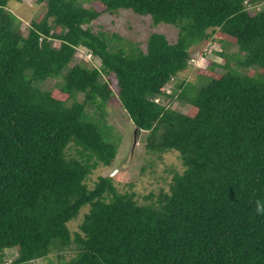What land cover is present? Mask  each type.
<instances>
[{"label": "trees", "instance_id": "1", "mask_svg": "<svg viewBox=\"0 0 264 264\" xmlns=\"http://www.w3.org/2000/svg\"><path fill=\"white\" fill-rule=\"evenodd\" d=\"M11 2L22 0H0V264L11 249V264H264V0H36L44 12L25 32ZM122 9L175 27L176 41L152 33L144 50L92 27ZM214 37L224 64L192 83L191 49ZM79 48L101 65L76 63ZM112 81L146 133L141 172L181 161L143 196L110 176L91 184L118 154Z\"/></svg>", "mask_w": 264, "mask_h": 264}, {"label": "rangeland", "instance_id": "2", "mask_svg": "<svg viewBox=\"0 0 264 264\" xmlns=\"http://www.w3.org/2000/svg\"><path fill=\"white\" fill-rule=\"evenodd\" d=\"M89 5V3H87ZM95 6L94 4H92ZM9 10L20 18L22 21V31L25 32L26 28L31 24L32 21L37 20V18L44 12V6L37 4L36 0H22L21 3L11 2L8 6ZM99 11L103 9L98 8ZM95 30L105 31L109 33H117L122 37L130 39L138 43L142 49H146L148 38L152 33H159L166 35L169 41L174 42L177 39V29L173 26L160 24L158 26H153L151 17H141L135 14L131 10H119L117 14L109 15L107 13L103 14L95 23L92 24ZM60 42L56 41L55 46H59ZM224 46L219 42L217 38L210 40L206 44L198 45L191 49V70L187 74V80L192 83L199 84L200 79L198 77L199 69H206L209 65V61L216 62L223 65L224 59L219 53H222ZM226 53L234 54L238 52V47L232 45L227 47ZM87 50L79 48L75 56V62H85L89 67H99L101 62L98 58L88 55ZM235 66V65H234ZM218 71H221L220 69ZM185 76H182V78ZM50 85L53 86L52 81ZM111 86L116 93V98H114L108 108L106 115V122L112 128V135L115 137L112 141L120 139L118 143V154L111 168H99L91 176V184L98 180L99 177H113L118 190L121 193L127 191H135L139 196L146 195L150 191H156L161 184L163 177H168L170 180L171 175H168V169H178L182 168L181 161L178 154L172 153L164 156L163 162H158L156 172L147 168L143 173L141 172L142 166L145 164V135L143 132L138 137V145L136 147L135 156L133 162L130 166L128 165V160L130 157L135 125L131 121V118L124 110L121 102L117 96V89L115 81L111 82ZM172 86L169 84L166 86L167 93L170 92ZM169 101L165 100L164 104H168ZM171 108L185 113L188 108L187 106H182L179 103H173ZM88 113L94 116L93 108L88 109ZM95 117V116H94ZM111 140V139H110ZM118 171V172H116ZM90 184V185H91ZM88 210V208H85ZM72 221L69 226L72 233L78 230V225L81 223L83 216ZM67 255H70L69 253ZM17 257V250L11 249L7 251L5 257V264H10ZM56 254L51 255V259H55ZM38 264H46L44 261L39 260Z\"/></svg>", "mask_w": 264, "mask_h": 264}, {"label": "water", "instance_id": "3", "mask_svg": "<svg viewBox=\"0 0 264 264\" xmlns=\"http://www.w3.org/2000/svg\"><path fill=\"white\" fill-rule=\"evenodd\" d=\"M139 134H140V130L137 127H135L134 137H133V145H132V149H131V153H130V157H129L127 166H130L131 163L133 162V159H134V156H135L136 147L138 145ZM116 172H118V171H116Z\"/></svg>", "mask_w": 264, "mask_h": 264}, {"label": "clouds", "instance_id": "4", "mask_svg": "<svg viewBox=\"0 0 264 264\" xmlns=\"http://www.w3.org/2000/svg\"><path fill=\"white\" fill-rule=\"evenodd\" d=\"M91 56V54H88ZM39 261V260H38ZM38 261H35V262H30L29 264H38ZM11 264V263H10Z\"/></svg>", "mask_w": 264, "mask_h": 264}, {"label": "built area", "instance_id": "5", "mask_svg": "<svg viewBox=\"0 0 264 264\" xmlns=\"http://www.w3.org/2000/svg\"><path fill=\"white\" fill-rule=\"evenodd\" d=\"M158 101V100H157Z\"/></svg>", "mask_w": 264, "mask_h": 264}]
</instances>
